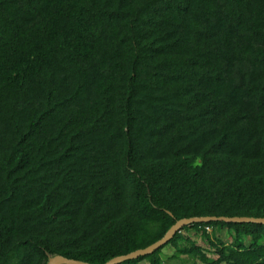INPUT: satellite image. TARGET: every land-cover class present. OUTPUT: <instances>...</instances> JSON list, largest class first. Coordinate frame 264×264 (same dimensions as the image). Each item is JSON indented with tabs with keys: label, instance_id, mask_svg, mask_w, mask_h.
I'll return each instance as SVG.
<instances>
[{
	"label": "trees",
	"instance_id": "1",
	"mask_svg": "<svg viewBox=\"0 0 264 264\" xmlns=\"http://www.w3.org/2000/svg\"><path fill=\"white\" fill-rule=\"evenodd\" d=\"M194 217L264 218V0H0V264H105ZM169 261L264 264V226L120 264Z\"/></svg>",
	"mask_w": 264,
	"mask_h": 264
},
{
	"label": "water",
	"instance_id": "2",
	"mask_svg": "<svg viewBox=\"0 0 264 264\" xmlns=\"http://www.w3.org/2000/svg\"><path fill=\"white\" fill-rule=\"evenodd\" d=\"M209 222H223L226 224H257L264 226V218H248V217H194L188 219H181L175 222L173 226L165 233V235L150 246L136 250L123 256L114 257L105 264H120L125 261L135 260L141 257L151 255L164 245H166L176 233H178L183 227L199 223ZM47 264H86L80 261L66 259L61 256H54L48 259Z\"/></svg>",
	"mask_w": 264,
	"mask_h": 264
},
{
	"label": "rangeland",
	"instance_id": "3",
	"mask_svg": "<svg viewBox=\"0 0 264 264\" xmlns=\"http://www.w3.org/2000/svg\"><path fill=\"white\" fill-rule=\"evenodd\" d=\"M224 235H225L224 238H226L225 243H230L231 238L227 236V233L226 232L224 233ZM188 236H190L191 238L193 237L198 244H200V245L203 244V246H205L204 245V242H203L204 240L200 236H195L193 233H189ZM173 253H174V251L171 248H165L162 251V258H163V260L164 261H168L169 258L173 255ZM139 264H148V263L147 262H141ZM169 264H181V263L179 261H169Z\"/></svg>",
	"mask_w": 264,
	"mask_h": 264
}]
</instances>
